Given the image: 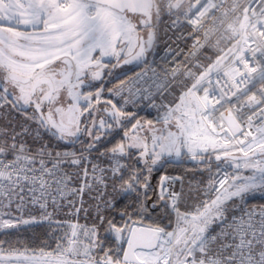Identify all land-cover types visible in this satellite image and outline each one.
I'll return each instance as SVG.
<instances>
[{
	"label": "snow or ice",
	"instance_id": "snow-or-ice-1",
	"mask_svg": "<svg viewBox=\"0 0 264 264\" xmlns=\"http://www.w3.org/2000/svg\"><path fill=\"white\" fill-rule=\"evenodd\" d=\"M0 121V264H264V0H0Z\"/></svg>",
	"mask_w": 264,
	"mask_h": 264
},
{
	"label": "built area",
	"instance_id": "built-area-1",
	"mask_svg": "<svg viewBox=\"0 0 264 264\" xmlns=\"http://www.w3.org/2000/svg\"><path fill=\"white\" fill-rule=\"evenodd\" d=\"M210 26H211L210 24L206 25V27H210ZM164 29H165V25H164V23H161V25H160V37H161V39H160L159 46H158V49H157L158 54L156 56V60L158 62H160V58L161 57L165 56V51H164L165 48L171 46L173 49L176 50V52H179L181 50H183L184 52H187L189 47L193 43V41L191 39H183V38L177 39L178 36H181L180 32H176V34L173 35V32L169 31L168 34L165 35ZM191 30L192 29H188V31H191ZM214 39H215V37H214ZM173 56H175V52L173 53L172 56H168L167 59L169 61H171L173 59ZM183 60H184V56H182V55L177 58V62L183 61ZM136 71H140V69L135 68L132 71H130L128 74L130 75V74H132L133 72H136ZM151 75H152L151 71L148 70V76L150 77ZM149 83H150V81H149ZM147 86H148L147 84L142 85V87H147ZM137 103H141V104H144V105L148 104L147 101H139V100L137 101ZM211 123L218 124L219 121L212 120ZM223 138L225 140H228L230 137L228 135H225ZM168 174L169 175H178V174H173V173H170V172H168ZM257 198H262V197L259 194H256L254 199H257ZM254 199H250L249 200L248 203H249L250 206L251 205H259L257 203H252V200H254ZM49 210L51 211V209H49ZM258 210L259 209H257V211ZM237 215H239V213H237ZM54 246L55 245L53 244V247Z\"/></svg>",
	"mask_w": 264,
	"mask_h": 264
},
{
	"label": "trees",
	"instance_id": "trees-1",
	"mask_svg": "<svg viewBox=\"0 0 264 264\" xmlns=\"http://www.w3.org/2000/svg\"><path fill=\"white\" fill-rule=\"evenodd\" d=\"M223 46L224 45L222 43L221 47H223ZM210 52H211V50L209 49L207 51V54H210ZM121 78H123V76H121ZM116 82L117 81L114 80V82L110 83L108 86L110 87V86H112V84H115ZM137 105H138L139 116L145 117L147 119H152V120L155 121V114L154 113H149L146 110V108H143V105L141 103H137ZM129 110H133V109L130 107ZM0 123H3V121H0ZM192 167H193L192 164H184V165L171 164V165H167L166 166L167 171L170 172V173H173V174H183L185 168H192ZM186 179H187V177H186ZM252 203H257L259 205L264 204V198L254 199V200H252ZM67 211H68V208H64L62 210V212L58 215L57 219H66V218H68V217H66L64 215V213L67 212ZM79 221L83 222V223H89V221L84 218V214L83 213L80 214ZM48 231H49L48 226L47 225H42V226H36L33 229H31V230L24 231L22 233V235L24 236V238L29 239L30 241L34 240L35 241L34 246L38 247L39 246V241L46 238L45 234Z\"/></svg>",
	"mask_w": 264,
	"mask_h": 264
},
{
	"label": "rangeland",
	"instance_id": "rangeland-1",
	"mask_svg": "<svg viewBox=\"0 0 264 264\" xmlns=\"http://www.w3.org/2000/svg\"><path fill=\"white\" fill-rule=\"evenodd\" d=\"M205 54H207V52L205 53ZM129 67V66H128ZM127 69V68H126ZM125 70V69H124ZM116 72H121V69H117L116 70ZM143 105V108H146V110L149 112V113H154L155 114V118H156V116H157V111H156V109H154V108H150V107H147V105H144V104H142ZM158 127H159V125H157ZM73 221H75V217H72L71 218ZM79 223L80 224H86V223H83V222H80L79 221Z\"/></svg>",
	"mask_w": 264,
	"mask_h": 264
},
{
	"label": "flooded vegetation",
	"instance_id": "flooded-vegetation-1",
	"mask_svg": "<svg viewBox=\"0 0 264 264\" xmlns=\"http://www.w3.org/2000/svg\"><path fill=\"white\" fill-rule=\"evenodd\" d=\"M128 68H130L131 69V66H129ZM126 70V69H125ZM119 73H121V72H119ZM118 72H116L115 74H119ZM110 80H111V83H113L114 82V80L115 79H112V78H109ZM110 84V83H109ZM111 87V86H110Z\"/></svg>",
	"mask_w": 264,
	"mask_h": 264
},
{
	"label": "water",
	"instance_id": "water-1",
	"mask_svg": "<svg viewBox=\"0 0 264 264\" xmlns=\"http://www.w3.org/2000/svg\"><path fill=\"white\" fill-rule=\"evenodd\" d=\"M133 69H135V67L133 66V67H131V71L133 70ZM124 71H127V69L126 70H124ZM129 73V72H128ZM122 76V75H121Z\"/></svg>",
	"mask_w": 264,
	"mask_h": 264
},
{
	"label": "crops",
	"instance_id": "crops-1",
	"mask_svg": "<svg viewBox=\"0 0 264 264\" xmlns=\"http://www.w3.org/2000/svg\"><path fill=\"white\" fill-rule=\"evenodd\" d=\"M131 66V65H130ZM131 67H133V66H131Z\"/></svg>",
	"mask_w": 264,
	"mask_h": 264
}]
</instances>
